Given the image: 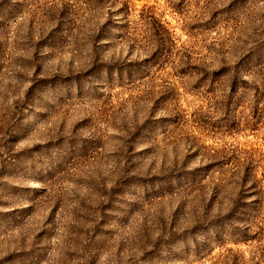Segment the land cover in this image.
<instances>
[{
  "label": "rangeland",
  "instance_id": "obj_1",
  "mask_svg": "<svg viewBox=\"0 0 264 264\" xmlns=\"http://www.w3.org/2000/svg\"><path fill=\"white\" fill-rule=\"evenodd\" d=\"M0 264H264V0H0Z\"/></svg>",
  "mask_w": 264,
  "mask_h": 264
}]
</instances>
